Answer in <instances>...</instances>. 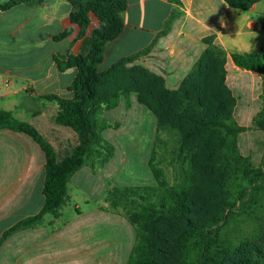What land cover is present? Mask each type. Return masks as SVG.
<instances>
[{
    "label": "trees",
    "instance_id": "trees-1",
    "mask_svg": "<svg viewBox=\"0 0 264 264\" xmlns=\"http://www.w3.org/2000/svg\"><path fill=\"white\" fill-rule=\"evenodd\" d=\"M66 1L72 7L70 23L78 26L83 42L77 55L55 56L54 61L59 70L69 67L77 70L69 88L73 95L63 98L48 94L39 98L57 104L54 123L71 128L77 134L78 144L69 154L59 157L34 126L0 110V128L28 135L45 156L41 210L15 224L2 239L40 223L48 213L57 215L67 198L70 177L88 160L100 155L99 148L103 150L108 145L101 135L100 113L115 108L122 97L127 99L134 93L138 104L155 118L157 130L165 127L177 134L174 153L178 170L184 176L188 173L189 178L170 186L154 176L156 185L146 194L143 211L133 217L137 222V242L127 264H264V156L254 166L250 157L241 154L237 142L241 132L264 131L262 51L230 55L237 67L255 71L262 77L263 107L252 126L243 128L233 120L235 100L225 84L226 52L213 44L212 36L202 40L206 49L179 88L169 90L161 77L148 70L135 65L127 68L149 48L118 60L107 70H98L105 45L122 32L126 0ZM168 1L179 5V0ZM224 1L230 8L243 12L261 0ZM20 2L9 0L0 4V9H10ZM179 14L177 8L172 11L163 34ZM90 15L97 24L89 31ZM70 32L66 29L55 40ZM122 82L127 83L125 88H120ZM197 138L201 140L198 149ZM106 150L110 152L107 147ZM186 160L189 172L184 170ZM241 217L256 220L251 235L237 245L223 242L221 229ZM163 218L182 222L183 229L173 239L153 233ZM167 253L163 259L162 255Z\"/></svg>",
    "mask_w": 264,
    "mask_h": 264
},
{
    "label": "crops",
    "instance_id": "crops-1",
    "mask_svg": "<svg viewBox=\"0 0 264 264\" xmlns=\"http://www.w3.org/2000/svg\"><path fill=\"white\" fill-rule=\"evenodd\" d=\"M7 1L0 0V4ZM126 2L122 32L105 45L98 70H107L118 60L149 48L127 66L142 67L161 77L167 89L177 90L206 49L202 40L212 36L213 44L226 52L225 84L235 100L233 120L240 127L250 128L263 107L262 77L237 67L230 55L262 51L264 61V0L243 12L230 8L224 0H179V5L168 0ZM176 8L180 14L163 34ZM71 10L66 0H22L10 9H0V110L34 126L59 157L69 154L78 144V137L69 128L53 124L57 104L39 97L73 95L69 88L77 70H59L54 61L55 56L77 55L81 51L83 39L78 26L70 23ZM89 19L90 31L97 20L93 15ZM68 28L71 32L65 38L55 40ZM26 96L36 101L38 113L25 112L22 103ZM131 108L140 109L142 113L133 114L144 117V107L133 95L122 97L115 108L100 113L101 135L107 143L114 145L121 128L119 121ZM121 109L129 110L119 112ZM237 142L241 154L258 166L264 156V131L241 132ZM95 162L88 160L70 177L67 198L57 215L48 213L40 223L2 239L15 224L41 210L45 156L28 135L0 128V264H101V254L97 263L90 255L91 251L101 252L100 238L96 240L94 229L86 231L79 225V219L90 215L91 210L84 212L73 202L79 195V173L90 167L101 173L94 170ZM71 183L76 187L72 195ZM92 213L95 220L96 211Z\"/></svg>",
    "mask_w": 264,
    "mask_h": 264
},
{
    "label": "rangeland",
    "instance_id": "rangeland-1",
    "mask_svg": "<svg viewBox=\"0 0 264 264\" xmlns=\"http://www.w3.org/2000/svg\"><path fill=\"white\" fill-rule=\"evenodd\" d=\"M126 85L127 83L122 82L120 88H125ZM130 95L135 96L130 93L128 97ZM127 110L129 109H121L119 112L126 113ZM135 112L142 113L140 109L131 108L119 121L121 128L112 142L114 145L108 143L103 150L99 148L100 155L94 158V170H101V173L93 172L90 167L76 177L79 195L73 198V202L80 205L84 212L91 210L90 215L79 219V225L86 231L94 229L96 240H101V252L98 253L97 250L90 253L93 259L95 257L94 263H97L96 258L101 254V264H127L132 247L137 242V222L133 217L137 212L143 211L144 198L149 189L156 185L155 175L170 186L181 184L185 180L184 177L187 180L189 178L188 173L184 176L178 170V160L174 153L177 134L170 128L157 130L155 118L146 109L144 117L135 116ZM200 143V139H195L197 149ZM184 166V170L189 172L187 160ZM75 188L72 183L69 185L71 195ZM93 209L96 211L95 220ZM255 225L256 220L253 217L234 219L230 225L221 229V239L223 242L237 245L251 235ZM182 229L181 220L163 218L153 233L173 239ZM95 247L97 249V246ZM168 253L163 254L162 258Z\"/></svg>",
    "mask_w": 264,
    "mask_h": 264
},
{
    "label": "water",
    "instance_id": "water-1",
    "mask_svg": "<svg viewBox=\"0 0 264 264\" xmlns=\"http://www.w3.org/2000/svg\"><path fill=\"white\" fill-rule=\"evenodd\" d=\"M22 104L25 112L29 114H36L40 111L39 106L37 105L36 101L33 99L32 96H26Z\"/></svg>",
    "mask_w": 264,
    "mask_h": 264
},
{
    "label": "bare ground",
    "instance_id": "bare-ground-1",
    "mask_svg": "<svg viewBox=\"0 0 264 264\" xmlns=\"http://www.w3.org/2000/svg\"><path fill=\"white\" fill-rule=\"evenodd\" d=\"M124 139V138H123ZM128 142V141H127ZM126 143V142H125Z\"/></svg>",
    "mask_w": 264,
    "mask_h": 264
}]
</instances>
